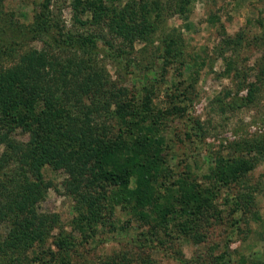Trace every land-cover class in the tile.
Returning a JSON list of instances; mask_svg holds the SVG:
<instances>
[{"label": "trees", "instance_id": "obj_1", "mask_svg": "<svg viewBox=\"0 0 264 264\" xmlns=\"http://www.w3.org/2000/svg\"><path fill=\"white\" fill-rule=\"evenodd\" d=\"M4 1L0 0V226L6 225L7 232L0 240V264H68L65 257L75 247L73 235L59 231L56 213L38 209L52 187L46 169L65 174L62 186L74 202V228L84 239L93 238L98 227L116 229L120 212L127 218L125 230L131 221L144 229L132 239L139 247L162 245L161 232L169 223L197 246L207 241L211 220L223 222L215 203L218 197H223L231 215L248 212L261 185L245 182L257 159L243 152L257 151L263 140L244 141V150L234 143L227 158L205 150L206 168L200 173L197 159L185 156L178 172L170 158L174 143L160 132L172 128L169 123L181 122L186 129L177 140L201 144L210 121L187 119L175 95L169 99L166 94L169 100L159 109L152 104L153 87L138 101L97 66L99 44L107 53L114 48L107 56L125 66V47L150 41L161 13L168 10L160 0H128L121 6L116 0H60L70 10V28L51 11L58 0H39L28 23L4 11ZM192 1L178 0L177 13L185 14ZM220 36L216 54L224 63L223 74L237 87L232 102L226 103L230 90L214 100L223 114L225 108L233 111L254 104L264 89V54L253 67H246L240 59L241 50L249 45L244 34L229 36L221 27ZM252 39L264 43L257 36ZM35 41L40 48L24 46ZM160 41L149 70L161 72L160 79L178 91L180 72L172 66L184 64L176 54L181 43L168 34ZM242 90L246 95L238 98ZM18 132L28 139H17ZM236 185L243 188L233 195ZM240 220L232 221L231 227ZM51 238L56 251L44 248ZM173 256L180 264L188 263L178 251ZM107 260L104 264H116ZM212 260L229 264L224 256ZM140 261L150 264L145 258Z\"/></svg>", "mask_w": 264, "mask_h": 264}, {"label": "rangeland", "instance_id": "obj_2", "mask_svg": "<svg viewBox=\"0 0 264 264\" xmlns=\"http://www.w3.org/2000/svg\"><path fill=\"white\" fill-rule=\"evenodd\" d=\"M127 1L116 0L114 3L121 6ZM160 1L168 10L161 13V22L157 24V30L150 41L136 42L131 48L125 47L123 54L125 66L107 56L113 53L114 48L107 53L99 44L96 50L99 49L100 52L97 51L98 54L95 56L97 66L111 81L126 87L130 92L129 95H134L138 101L148 95L153 87L152 104L159 109H164V105L175 95L173 99L186 115H189L187 119L199 118L201 121H210L208 125L210 130L201 144L194 140L190 143H181V137L177 140L180 132L186 129L181 122L174 121L172 125L169 123L172 128L166 127L160 132L159 135L165 141L171 140L174 143L175 148L170 152V158L171 163L179 167L178 172H182L185 156L190 157L191 160L197 159V167L200 169L196 172L200 173L206 168L205 150L211 151L213 155L227 158L232 156L231 150L228 149H231L234 143L244 150V141L257 144L263 140L262 144H258L257 151L243 152L245 157L257 159L254 169L245 182L261 185V189L253 196L250 209L245 215H241L242 213L231 215V209L224 206L223 197H218L215 203L223 212V222L210 221L207 228L209 237L206 242L193 245L189 240L181 238L177 227L169 223L166 230L161 232L162 245L157 248L153 245L150 249L132 243V239L137 238L144 229L140 228L137 222L131 221L130 228L125 230L127 218L120 212L116 214L121 219L116 229L98 227L93 238L84 239L83 233L74 228V202L64 192L62 182L65 174L61 171L45 170V178L52 183V187L47 191L43 201L38 204V209L45 213H56L59 216V231L73 235L75 247L65 257L68 264H104L108 262L107 259L114 260L116 264H142L140 258H145L150 264H180L173 256L174 251H178L188 261L187 264H213L212 257L216 256H224L229 260V264H264V89L259 92L250 107H241L233 111L225 108L222 114L214 103L216 98L225 97L224 93L229 90L232 95L226 98V103L232 102L231 97L236 93L237 88L231 76L223 74L224 63L216 54L221 42V27L229 36L238 32L244 34L249 45L241 50L240 59L246 67H253L254 62L259 61L264 54V43L252 39L253 36L264 39V0H194L188 6L187 12L182 15L177 13L178 0ZM39 2V0H5L3 10L13 14L19 21L28 23L31 22L36 3ZM51 11L61 25L67 28L73 25L68 6H64L60 0L52 2ZM167 34L177 37L181 43H179V53L176 54L184 64L172 66L180 72V76L178 74L176 78L179 82L178 91L160 79L161 72L149 70L153 51L155 47L160 46L161 38ZM25 45L41 47L36 41ZM117 45L118 43H114L115 47ZM158 65L159 62L156 63V66ZM171 73L176 74L173 70ZM252 73H255L254 70ZM170 74L167 75V79L171 77ZM181 92L182 95L185 94V98L179 95ZM245 95L246 90H242L238 98ZM16 138L26 141L28 136L18 132ZM2 150L3 147L0 146V154ZM209 186V184L203 185L204 188ZM241 186H234L231 193L237 194L242 190L243 186ZM237 219L241 220L231 227L232 221L236 222ZM6 232V225H1L0 240ZM57 233L58 230H55L53 235L56 236ZM51 241L52 238L48 239L44 248L51 247L56 251ZM192 260L196 262L192 263ZM31 264L41 263L33 261Z\"/></svg>", "mask_w": 264, "mask_h": 264}]
</instances>
